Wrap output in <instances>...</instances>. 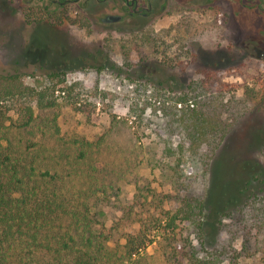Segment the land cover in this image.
Listing matches in <instances>:
<instances>
[{"label":"rangeland","instance_id":"obj_1","mask_svg":"<svg viewBox=\"0 0 264 264\" xmlns=\"http://www.w3.org/2000/svg\"><path fill=\"white\" fill-rule=\"evenodd\" d=\"M161 3L146 19L110 25L93 18L107 3L50 13L0 0V73L52 88L29 125L12 110L0 123L6 208L40 210L35 242L4 238L0 264H76L80 253L89 264H194L159 226L182 197L203 201L205 247L218 264H264L257 239L237 229L246 182L264 168L263 0ZM176 95L226 124L204 175L168 155L154 131V108ZM141 221L154 240L126 257L125 235Z\"/></svg>","mask_w":264,"mask_h":264},{"label":"trees","instance_id":"obj_2","mask_svg":"<svg viewBox=\"0 0 264 264\" xmlns=\"http://www.w3.org/2000/svg\"><path fill=\"white\" fill-rule=\"evenodd\" d=\"M50 90L52 88H49V86L43 89H35L24 85L21 75L17 73H0V123L6 118L7 112L12 110L21 117V126L29 125L33 120L35 107L51 106L52 99L49 92L52 91ZM185 100V97L181 95L164 97L161 104L154 108L155 111L159 110L161 113L154 131L164 143L168 155H177L179 160H183L186 166L195 169L194 174L204 175L227 130L226 124L220 116L211 111H204L202 104L198 103L197 105L198 101L195 102L196 105L193 107L183 106L178 108L176 106L178 102ZM148 106L149 103L145 102L139 109L143 112ZM173 137L176 138L174 146ZM8 159L7 155L0 157V263L4 238L11 240L14 235L20 236L23 241L31 242L28 246L32 244V241L35 242L37 239L35 228L39 218L37 213H40V210L36 211L31 208V205L30 208H24L23 210H8L6 208L5 193L9 183L6 176L3 175V170L6 168ZM173 168L178 179L181 178L183 175L182 169H178L177 165ZM244 190L240 206L243 219L237 229L255 237L264 252L263 167L251 175ZM129 213L127 210L123 212L121 220L124 225L133 223ZM161 214L159 226L164 231L168 230V232L165 231L168 234L164 237L167 247L173 248V245H177L181 252L178 251V253L188 257L194 264H218L217 256H210L205 247V213L204 203L201 199L182 197L177 200L174 209H166ZM140 224L141 229L136 233L125 235L123 253L126 257L139 254L154 240L148 238V235L144 232L142 221ZM182 228L185 232H181ZM90 235L88 233L87 238ZM194 239L198 246L194 244ZM52 253L53 258L58 256L61 259L60 248L56 247ZM202 253L207 255L203 259ZM165 254L169 255V253ZM73 261L76 264H89L83 253L74 254ZM27 263L26 260L22 262V264Z\"/></svg>","mask_w":264,"mask_h":264},{"label":"flooded vegetation","instance_id":"obj_3","mask_svg":"<svg viewBox=\"0 0 264 264\" xmlns=\"http://www.w3.org/2000/svg\"><path fill=\"white\" fill-rule=\"evenodd\" d=\"M42 6V9L55 13L62 11L68 13L70 7H76L78 10L86 9L90 3L105 5L107 9L102 12L94 13L93 18L99 20L102 24H116L126 22L127 19L133 18L136 21L148 18L155 7L157 0H26ZM168 0H163L160 10H164ZM264 3V0H263ZM264 54V52H263Z\"/></svg>","mask_w":264,"mask_h":264},{"label":"built area","instance_id":"obj_4","mask_svg":"<svg viewBox=\"0 0 264 264\" xmlns=\"http://www.w3.org/2000/svg\"><path fill=\"white\" fill-rule=\"evenodd\" d=\"M188 104H189L190 107H193L194 106V103L191 100L188 101ZM178 106L180 107L181 106V103H178Z\"/></svg>","mask_w":264,"mask_h":264}]
</instances>
